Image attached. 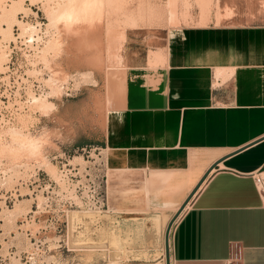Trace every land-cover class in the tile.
<instances>
[{
	"label": "crops",
	"instance_id": "obj_1",
	"mask_svg": "<svg viewBox=\"0 0 264 264\" xmlns=\"http://www.w3.org/2000/svg\"><path fill=\"white\" fill-rule=\"evenodd\" d=\"M186 2L172 26L63 35L55 69L93 82L55 102L52 124L76 146L100 145L143 200L173 191L182 202L214 164L169 234L170 264H226L232 242L230 264H264V0ZM121 206L127 219L143 213L142 202ZM156 233L140 253L159 248Z\"/></svg>",
	"mask_w": 264,
	"mask_h": 264
},
{
	"label": "rangeland",
	"instance_id": "obj_2",
	"mask_svg": "<svg viewBox=\"0 0 264 264\" xmlns=\"http://www.w3.org/2000/svg\"><path fill=\"white\" fill-rule=\"evenodd\" d=\"M79 1L0 0V63L4 62L2 52L10 48L15 37L24 38L36 19L45 23V30L55 31V36L47 32L49 36L41 37L42 45L32 48L33 56L40 57L50 72L47 89L38 98L33 97L34 103L27 105L18 123L8 120L11 123L6 124L12 114L20 113V108L1 112L6 122L0 123V264H170L162 238L166 227L178 215L172 206L181 204L171 197L174 192H167L162 200L152 196L143 200L138 186H129V175L108 168L100 145L76 146L52 124L55 102L71 99L85 84L93 82L89 72L55 73V57L62 36L74 34L67 25L64 11H70L73 5L84 8L82 0L76 3ZM84 1L87 4L90 0ZM177 1L173 5L171 0H114L110 3L102 0L101 24L106 30L112 26L120 29L172 26L177 23ZM182 6L189 4L182 1ZM120 16H128L132 23H120ZM14 46L19 48V44ZM19 70L20 67L16 72ZM24 138L26 141L34 139L36 150L31 152L26 141L21 140ZM129 200L144 204L138 218L118 215L121 204ZM82 211L93 213V221L83 217ZM160 211H164L167 220L153 230L149 217L159 215ZM73 213L80 218L73 219ZM107 230H113L121 238L118 250L100 241L99 238L108 235ZM151 231L160 237L159 248H155L156 255H143L137 243Z\"/></svg>",
	"mask_w": 264,
	"mask_h": 264
},
{
	"label": "built area",
	"instance_id": "obj_3",
	"mask_svg": "<svg viewBox=\"0 0 264 264\" xmlns=\"http://www.w3.org/2000/svg\"><path fill=\"white\" fill-rule=\"evenodd\" d=\"M28 31L24 38L15 37L10 48L6 52L5 50L2 52L4 54L2 58L4 62L0 63V123L1 121L6 122L1 117V112L5 109L20 108V113L12 114L6 122V124H10L11 122L8 123V120H10L12 124L18 123L19 115L26 111L28 104L34 103L33 97L43 95L44 90L47 89L45 87L46 80L51 76L44 65V61L40 57L33 56L32 48L35 45L37 48L42 45L41 37H46L47 32L55 36V31L51 29L45 30V23L37 19L29 26ZM47 36L49 35L47 34ZM17 44H19V48L14 46ZM4 46L7 47V44ZM36 58L38 59L37 61H35ZM18 67H20V70L16 72ZM181 211L170 224L168 234L171 233ZM239 258L240 250L238 244L236 242L230 243V256L226 264L237 262Z\"/></svg>",
	"mask_w": 264,
	"mask_h": 264
},
{
	"label": "bare ground",
	"instance_id": "obj_4",
	"mask_svg": "<svg viewBox=\"0 0 264 264\" xmlns=\"http://www.w3.org/2000/svg\"><path fill=\"white\" fill-rule=\"evenodd\" d=\"M75 1V0H74ZM77 1V0H76ZM83 2H81V0L79 1V2H76L77 4H79L80 2L82 3V4H84V8H83V6H81L80 5V7H79V5H77V6H74L73 5V8H69L70 9V11L69 10H67V11H64L65 12V18H66V21H67V25H68V27L71 29V31H73L74 32V34H78L79 35V33L78 32H80V33H82L81 35L83 36L84 34H83V32L85 31V32H87L86 30H88V32H90L91 30H89V29H92V31L94 30L93 28H99L98 26H102L103 27V25L101 24L102 22V19L100 18L101 17V15L100 14H102L101 13V4H102V0H90L87 4H85L84 2V0H82ZM88 1V0H87ZM67 3V2H66ZM69 5V4H68ZM68 7H70V6H68ZM67 7V8H68ZM62 8V7H61ZM52 13V12H51ZM53 14V13H52ZM64 14V13H63ZM51 15V14H50ZM53 17V16H52ZM58 17V16H57ZM62 18H63V16H62ZM53 20V19H52ZM101 28V27H100ZM100 28H99V30H100ZM97 31H98V29H97ZM87 32V33H88ZM93 33V32H92ZM93 34H95V33H93ZM77 35V36H78ZM80 35V36H81ZM85 36V35H84ZM79 38V37H78ZM82 39V38H81ZM78 40V39H77ZM89 41V40H88ZM96 41V40H95ZM81 43V42H80ZM77 43H75L74 45H76ZM87 43H84L83 45L85 46ZM80 45V44H79ZM82 45V46H83ZM88 45V44H87ZM87 45L85 46L86 48H87ZM93 46V47H92ZM91 46V48H96V47H94V45H92ZM71 47V46H70ZM89 47H90V44H89ZM88 47V51H89V49H91V48H89ZM76 48V47H75ZM86 48H85V50H86ZM78 49V48H77ZM83 49V48H82ZM84 50V49H83ZM100 57V56H99ZM98 57V58H99ZM100 59H101V57H100ZM99 59V60H100ZM98 60V61H99ZM96 61V60H95ZM103 61V60H102ZM99 67V66H98ZM55 73H57L58 71L55 69ZM60 74H62V73H60ZM109 91V90H108ZM109 93V92H108ZM109 96H110V94H108ZM109 96H108V98L107 99H109ZM36 98H38V97H36ZM41 99V98H40ZM39 99V100H40ZM110 100V99H109ZM111 100H112V97H111ZM40 101H43L44 102V100H40ZM39 102V101H38ZM110 102V101H109ZM107 103H108V101H107ZM45 104V103H44ZM51 104V103H50ZM111 104V103H110ZM41 105H43V103L41 104ZM47 105L49 106V103L47 102ZM47 105H46V107H47ZM109 106V105H108ZM113 106H114V104H113ZM50 107V106H49ZM109 108V107H108ZM111 108H112V105H111ZM46 109V108H45ZM28 139V138H27ZM32 139V138H31ZM21 140H25V138L24 139H21ZM38 140V139H37ZM26 141V140H25ZM25 141H24V143H25ZM22 142V141H21ZM26 144H27V148H29L30 150H31V152L32 151H34V150H36V145H37V142H35L34 141V139L33 140H28V141H26ZM39 144V143H38ZM22 145V144H21ZM20 150V149H19ZM38 150V149H37ZM260 185V184H259ZM187 204V203H186ZM186 206V205H185ZM184 206V207H185ZM148 210V209H147ZM169 210V209H168ZM80 212V211H79ZM169 213V212H168ZM82 216L83 217H87L88 218V221L89 220H91V221H93V219H94V217H95V215L93 214V213H90V211L89 212H87V211H82ZM97 216H98V213H97ZM111 216V215H110ZM72 217H73V219H74V217H75V219H79L80 218V216L79 215H77L76 213H73V215H72ZM101 218H103L102 216H100ZM105 217H107V215H105ZM77 219V220H78ZM86 219V218H85ZM97 219V218H96ZM95 219V220H96ZM134 219V218H133ZM149 219H150V222H151V226L152 227H155V229H157V228H159V227H161L162 226V224H164L165 222H166V220H167V215L164 213V211H160V214L159 215H152V216H150L149 217ZM72 220V219H71ZM94 220V221H95ZM107 220V219H106ZM142 220V219H141ZM147 220V219H146ZM108 221V220H107ZM110 221V220H109ZM108 221V222H109ZM127 221V220H126ZM75 222V221H74ZM90 222V221H89ZM98 222V221H97ZM77 223V222H76ZM140 223V222H139ZM92 224V223H91ZM133 224V223H132ZM142 225V224H141ZM161 225V226H160ZM167 225V224H166ZM70 226V225H69ZM112 226V225H111ZM124 226V225H123ZM75 227H78V226H75ZM90 227V226H89ZM98 227V226H97ZM144 227V226H143ZM92 229H93V227H91ZM95 228V227H94ZM126 228V227H125ZM97 229V231H98V233H100L101 231V229L98 227V228H96ZM114 229V228H113ZM94 230V229H93ZM122 230V229H121ZM125 230V229H124ZM72 231H73V229H72ZM93 233V232H92ZM97 233V234H98ZM118 233H119V231H118ZM124 233V232H123ZM106 234V233H105ZM107 234L108 235H106V238H99L100 239V241H106L107 243H108V245L110 246V248H116L117 247V245L121 242V238L119 237V235L116 233V232H114L113 230L112 231H109L108 232V230H107ZM140 234H142V233H140ZM140 234H138V235H140ZM124 237V236H123ZM146 237V236H145ZM94 239V238H93ZM98 239V240H99ZM137 240V239H136ZM167 241H168V239H167ZM87 242V241H86ZM135 242V241H134ZM82 243V242H81ZM88 243V242H87ZM122 243V242H121ZM77 244V243H76ZM89 244V243H88ZM133 244V243H132ZM129 245H130V243H129ZM83 247V246H82ZM87 247H88V245H87ZM93 247V246H92ZM122 248H123V245H122ZM117 249V248H116ZM112 250V249H111ZM118 250V249H117ZM123 251H125V250H123ZM129 251V250H128ZM134 251V250H133ZM119 252H120V250H119ZM128 253V252H127ZM126 253V254H127ZM134 253V252H133ZM88 254V253H87ZM116 254H117V252H116ZM121 254V253H120ZM132 254V253H131ZM130 255V254H129ZM139 255V254H138ZM142 255V254H141ZM143 255H146V254H143ZM154 255H156V254H154ZM117 256V255H116ZM125 256V255H124ZM114 257H115V255H114ZM118 257V256H117ZM143 257H145V256H143ZM148 257V256H147ZM136 258V257H135ZM138 258V257H137ZM110 259H111V257H110ZM115 259V258H114ZM112 260V259H111ZM109 263V262H108ZM113 263H114V261H113Z\"/></svg>",
	"mask_w": 264,
	"mask_h": 264
},
{
	"label": "water",
	"instance_id": "obj_5",
	"mask_svg": "<svg viewBox=\"0 0 264 264\" xmlns=\"http://www.w3.org/2000/svg\"><path fill=\"white\" fill-rule=\"evenodd\" d=\"M214 167V164H212L208 170H206V172H204V174L199 178L198 182L195 184V186H193V188L189 191V193L185 196V198L182 200L181 204L178 206L175 215H177L186 205V203L190 200V198L192 197V195L195 193V191L198 188V185L201 183V181L205 178V176L207 175L208 171ZM169 226L170 224L166 227L165 229V233H164V251H165V255H168V231H169Z\"/></svg>",
	"mask_w": 264,
	"mask_h": 264
}]
</instances>
